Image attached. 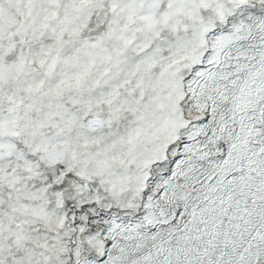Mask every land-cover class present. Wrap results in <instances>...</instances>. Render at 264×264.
<instances>
[{
    "label": "snow or ice",
    "instance_id": "1",
    "mask_svg": "<svg viewBox=\"0 0 264 264\" xmlns=\"http://www.w3.org/2000/svg\"><path fill=\"white\" fill-rule=\"evenodd\" d=\"M0 264H264V0H0Z\"/></svg>",
    "mask_w": 264,
    "mask_h": 264
}]
</instances>
